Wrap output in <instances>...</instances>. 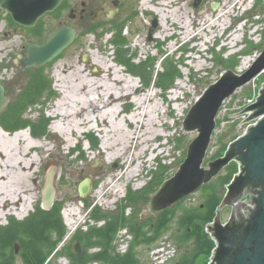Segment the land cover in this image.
I'll return each mask as SVG.
<instances>
[{"label": "rangeland", "instance_id": "1", "mask_svg": "<svg viewBox=\"0 0 264 264\" xmlns=\"http://www.w3.org/2000/svg\"><path fill=\"white\" fill-rule=\"evenodd\" d=\"M2 1L0 0V4ZM83 1L85 0H72V4L76 9H81V3ZM169 1L174 2L173 6H170L171 10H176L178 7L184 6V11L193 18L195 24L192 26V35L189 38L185 39L184 35H180L181 31L177 30V35L171 41L165 37L156 39V33L158 34L162 30L159 21L160 17L157 12L160 11L163 3ZM153 3L151 0L129 1L113 25H105L102 28L90 30L88 33L86 32L81 35L76 43L69 47L61 57L53 63L40 68V70H24L17 65L18 56L22 54L26 44L29 42H27L28 39L24 34L17 35L14 30L6 27V22H8L6 18L7 14H2L0 18L3 20L0 26V73L6 69L13 71L14 79L9 83H5L9 89V95L12 101L15 102L19 98L21 91L26 85V81L42 69L44 75L52 82V88L57 94V97L48 100L43 98L41 103L28 109L23 116L24 120L37 122L43 113V117L50 120V125L48 134L45 137L32 135L31 130H28L31 141L45 143L46 145L32 155L39 159L33 168L36 171L33 182L36 189L34 192L36 198L31 207L32 210L30 209L22 219L14 215L0 219L1 232H4V229L10 226L12 221L23 223L30 215L36 214L38 209L41 208L47 175L51 169L56 172V203L62 206V218L66 226V237L75 225H77L79 231H83L90 226H101V223L89 219L88 215L94 207L98 211V215H106L111 218L121 216L125 210L127 215L137 216L142 221L150 217L147 210L150 202V196L146 195L147 188L157 187L158 189L161 181H166L176 174L187 157L189 146L198 136L197 133H187L183 130V123L188 112L204 92L211 85L215 84L226 71L231 69V65L235 59L241 60L240 57L251 53L253 47L249 43H244L245 46L246 44L248 45L246 47V50H248L247 53L240 51L242 50L239 47L240 45L237 48L235 46L243 36L238 35L242 32L241 30L239 31V28L245 29L246 40L249 31L253 28L261 29L264 27L263 0H256L251 6L252 10L249 11L247 9L250 6L240 3V0H204L201 11L195 9V0H154ZM215 3L220 4L216 11L212 8ZM144 8L145 10H154L143 11ZM225 12H228L223 17L226 25L221 26L219 23H213L211 25L219 14L223 15ZM69 15V11L65 12L61 21L56 17H46L44 20L47 29L46 34L49 35L51 32H54L62 24L75 26L76 22L71 20L72 18ZM155 20H157L159 28L154 34V40L149 42V32ZM124 24L125 29L123 35L128 39L130 45L128 57H135L137 63L142 61L150 62L151 59H158L155 68L150 71L154 74V79L149 86L146 85L145 78L133 77V75L128 73L126 68L118 63L116 46L111 41L115 37V30L124 26ZM244 24H247L246 27H244ZM174 27L179 28V25L175 24ZM234 38H236V42L232 46L235 47L230 48L231 46L229 47L227 45L231 44ZM206 47H209L211 51L206 52ZM177 50L183 53H178L176 52ZM165 53L168 56L169 62L173 61L174 64L180 65L182 74V78L178 79L168 90L160 89L156 84L158 73L163 71L162 61L166 57L164 56ZM96 57L105 59L115 68L123 69L122 75L129 76L137 82L139 89L137 88L132 98H125L120 103L123 105L120 120L123 117H129L135 114L136 105L133 103V98L139 97V95L144 96L150 90L160 94V99L166 104L164 107L167 112L165 118L166 126L163 128L159 127L164 132V136L158 137L149 144L148 152L143 156L142 160H134L132 162L131 158L137 153L134 147L129 150L127 156L118 160H108L110 151L105 152L102 149L103 134L98 130L99 127L97 126V128L91 130L87 126L83 127L82 129L85 131L82 135L75 132V136H73L74 143L71 147L61 135L53 132L51 129L53 124L62 119V116H54L58 103L60 104L61 99L66 94L72 92V84H78L80 81V76L77 73L78 68L85 67V73L96 74L99 68L94 64ZM201 65H204V68L199 70L197 67ZM239 67L234 71L240 75L244 74L246 69L244 73H240ZM59 76L68 82L60 81L58 79ZM254 85L257 87L256 96L258 98V94L264 85V75L260 76L255 83L243 87L229 103V111L226 114L227 118H230V121L235 120L236 123H231L225 128L223 126L217 127L212 139L208 158L204 164L205 167H207L208 162L213 161L210 158L220 152L224 144H229L235 137H239L241 132L243 133V131L238 130V127L245 120L238 113L243 111L244 100L254 96ZM63 89L66 91V94L62 92ZM175 95L179 99L177 101L171 100V97ZM176 104L180 108H185L183 109L184 111H179ZM6 118V112L0 114V120L3 121ZM131 126L133 127L135 125ZM128 130L130 131V128ZM0 131L2 133L6 132L2 129ZM17 132L19 131L8 133V135L13 136ZM77 148H80L79 151L71 153ZM79 156H83V159ZM139 165H141L139 176L130 182L127 181L126 175L124 176V174L129 169L132 170ZM225 171L226 169L220 175H224ZM217 178L212 182L218 183ZM86 179L93 180L94 188L93 192L87 198L81 199L78 188ZM111 181H114L112 185H117L120 189L122 188L120 193H108L111 190L112 185H109ZM129 189L132 192L138 193L135 202L128 200L127 193ZM202 189L187 199L184 202V207L190 208L202 204ZM103 190L104 192H102ZM226 193L227 187L222 186L221 194L225 197ZM119 195L120 198H118ZM231 212L232 209L230 207L224 209V222L228 221ZM175 231L176 227L174 228ZM129 241L130 239L127 237V233L122 232L117 237L118 248L120 246H128ZM165 242L175 246L171 234H167L157 245L164 246L161 244ZM16 244L19 246L20 242L16 241ZM137 251L143 264H152L150 257L151 250L147 249V247H140ZM91 253L95 252L91 251ZM177 258L170 264H177ZM203 263V256L196 260V264ZM16 264H23L22 258L19 255H17ZM55 264H67V261L59 258L55 261Z\"/></svg>", "mask_w": 264, "mask_h": 264}, {"label": "water", "instance_id": "2", "mask_svg": "<svg viewBox=\"0 0 264 264\" xmlns=\"http://www.w3.org/2000/svg\"><path fill=\"white\" fill-rule=\"evenodd\" d=\"M63 1L4 0L0 5V16L8 12L21 27L18 30L21 33L22 28H34L41 18L55 12ZM203 3L204 0H195V9L201 11ZM219 6L220 4L215 3L212 8L216 11ZM158 28L155 20L149 32V42L154 40ZM81 32L82 30L69 26L59 27L44 44H28L19 57V64L23 69H39L52 63L73 45ZM263 71L264 51L244 74H237L231 69L226 71L196 101L184 120L183 130L197 133L198 136L189 146L187 157L179 170L151 195L147 206L151 216L174 208L211 183L232 163H237L239 172L227 186V193L217 209L214 222L206 226L207 233L215 242L208 264H264V85L256 103L238 113L240 116L248 115L242 123L256 124L251 125L244 136L232 142L224 156L208 162L207 167L204 166L223 103ZM9 103L10 97L6 95L0 82V114ZM55 178V170H49L43 191L45 211H50L56 200ZM78 191L80 198H87L93 191V180L83 181ZM227 207L232 212L228 221L224 222L223 211ZM71 251L74 255H80L81 243L74 241ZM16 252H19L18 245Z\"/></svg>", "mask_w": 264, "mask_h": 264}, {"label": "trees", "instance_id": "3", "mask_svg": "<svg viewBox=\"0 0 264 264\" xmlns=\"http://www.w3.org/2000/svg\"><path fill=\"white\" fill-rule=\"evenodd\" d=\"M6 18L8 21L6 27L16 31L18 25L12 17L7 15ZM124 29L125 24L115 30V37L111 41L116 46L118 63L134 77L145 78L146 85L149 86L154 79V74L150 71L155 68L158 59L137 63L135 57H128L130 45L128 39L123 35ZM46 30V24L44 20H41L35 30H29V38L42 41L48 36ZM239 63V60L235 59L231 69L235 70ZM162 65L163 71L158 73L156 84L160 89L168 90L178 79L182 78L181 69L179 64H174L173 61L169 62L168 56L164 58ZM56 97L57 94L53 91L52 82L44 75L42 69L26 81L19 98L12 102L5 111L7 118L3 121L0 120V128L10 133L30 128L32 135L47 136L50 120L43 117V113L37 122L24 120L23 116L28 109L41 103L43 98L47 100ZM219 126L220 122L218 121ZM237 138L238 136L229 144H224L221 151L210 159L222 157L229 145ZM238 172V164L232 163L226 168L225 174L217 178L218 183L211 182L204 186L201 192L202 204L186 208L184 202L189 199L187 198L174 208H170L157 216H150L145 221L137 216H127L126 210L121 216L111 218L106 215H98V211L93 209L91 219L98 223H104V225L90 226L86 232H78L74 239L80 241L83 248L78 256L70 252L69 248L56 252L57 247L66 236V226L61 215L62 206L56 203L51 211H44L39 208L37 213L25 222L12 221L10 226L4 229V232L0 231V264H16L17 255L22 258L23 264H55V261L61 257H67L71 264L96 262L100 264H143L137 249L147 247V249L152 250L167 234L174 232L175 227L176 231L173 233L172 240L176 245H181L182 248L189 251L188 254H182L179 263L196 264V260L203 256V264H208L215 248V242L207 233L206 226L214 222L217 209L224 199V195L221 194V187H227L231 184ZM163 182L161 181L160 184L162 185ZM156 189L157 187L147 188L146 195L151 197ZM136 195H138L137 192L128 190L129 201L135 202ZM124 229L129 231L132 240L129 242L127 252L121 254L118 252L117 237ZM16 241L20 242L19 254L16 252ZM95 249L97 251L91 253Z\"/></svg>", "mask_w": 264, "mask_h": 264}, {"label": "bare ground", "instance_id": "4", "mask_svg": "<svg viewBox=\"0 0 264 264\" xmlns=\"http://www.w3.org/2000/svg\"><path fill=\"white\" fill-rule=\"evenodd\" d=\"M151 2L153 3L154 0H151ZM173 4V1L163 3L160 11L157 12L160 17L159 21L162 30L158 34L156 33V39L163 37L173 38L177 35V30L181 31L180 35H184L185 39L192 35V26L195 24L193 18L184 11V6L171 10L170 6H173ZM150 10L154 9H143V11ZM6 14L10 15L8 12ZM227 14L228 12L223 15L219 14L211 25L213 23H219L221 26L226 25L223 17ZM44 17L38 23L44 20ZM2 22L0 20V26ZM175 24H178L179 28H175ZM20 28L18 25L16 31H14L17 35L24 34V29H30L22 28V32L19 33L18 30ZM240 30L242 31L243 28H239ZM235 42L236 38L227 46L234 48L236 45H232ZM94 64L99 67L96 74L85 73V67L78 68L77 73L80 76L78 84H72V92L69 94L65 93V88L63 89L62 92L66 95L61 99L60 104L58 103L54 113V116H62V119L60 118L59 122L53 124L51 129L61 135L71 147L74 143L73 136H75V132L82 135L85 131L82 128L85 126L89 127L90 130L99 127L98 130L103 134L102 149L105 152L110 151L108 160H118L127 156V153L133 147L137 150V153L131 158L132 162L134 160H142L143 156L148 152L149 144L158 137L164 136V132L159 127L163 128L166 126L165 118L167 112L164 109L166 104L160 99V94L150 90L144 96L139 95V97L133 98V103L136 105V113L120 120L123 108L120 103L125 98H132L138 88L137 82L129 76L122 75L123 69L115 68L105 59L96 57ZM203 66L201 65L197 68L201 70L204 68ZM239 68L240 73L248 69L244 63ZM58 79L62 82H68L60 76ZM178 99L177 95L171 97V100L174 101ZM183 109L185 108L178 106L179 111ZM131 125L135 126L132 127ZM128 128H130V131ZM45 146V143L31 141L28 130L19 131L13 136H9L8 132L2 133L0 131V219L7 218L9 215L22 219L30 211L36 198L34 194L36 189L33 184L36 171L33 168L39 161L32 155ZM140 168L141 165L132 170L129 169L124 174L127 181L130 182L135 177H138L141 172ZM113 183L114 181H111L109 185ZM121 189L117 185H112L108 193L118 194L122 191ZM118 198H120V195Z\"/></svg>", "mask_w": 264, "mask_h": 264}, {"label": "built area", "instance_id": "5", "mask_svg": "<svg viewBox=\"0 0 264 264\" xmlns=\"http://www.w3.org/2000/svg\"><path fill=\"white\" fill-rule=\"evenodd\" d=\"M255 1L256 0H240V3L250 6V8L247 9V11H249V10H252L251 6L255 3ZM263 3H264V0H263ZM243 23H245V22H243ZM244 25H245L244 27H246L247 24H244ZM244 30L245 29H243L242 32H240L238 34V35H241V36L243 35V36L240 38V41L236 44V48H237V46L240 45L239 47L242 48V50H240V51H242V52L244 51L246 53L248 51V50H246V47H248V45H247L248 43H249L250 46L253 47V49H252L250 54L247 53V55H245L244 57H240L241 60H239V62H240L239 65L241 66V64L244 63L248 67L247 70H249L253 66V64L260 58V56L262 55V53L264 51V44H263L264 43V37H263L264 27L261 28V29L253 28L251 31H249V34L247 35V39L246 40H245L246 35H245ZM244 43H247L246 46H245ZM260 46H261V48H260ZM262 75H264V71H263V73L260 76H262ZM260 76L255 78L251 83L252 84L255 83V81ZM1 79L2 80L10 79V75L8 74L7 71L3 72V74L1 75ZM251 83H249V84H251ZM240 90H238V91H240ZM256 90H257V87L254 85V96L249 98V99H245L244 100V104H243L242 110H245L249 106H251V105L256 103V101H257V96H256L257 92H256ZM238 91L236 92V94L238 93ZM233 97L228 99V100H226L223 103V106L221 108V111H220V114H219V117H218V119L220 121V126H223L224 128L226 126H228L229 124H231V123H233V124L236 123L235 120H231L230 121V118H227V115H226L227 112L229 111L228 105L232 101ZM247 116L248 115L241 116V117L244 120H246ZM255 124H256V122H253V123H250V124L243 123L241 126H239L238 130L239 131H243V133L242 132L240 133L239 138L246 134L248 128L251 125H255ZM73 231H74V229L68 234V236L65 238L64 242L62 243V245H64L67 242V240L70 238V236H71ZM161 245H164V246H158L157 248L153 249V251L150 254L151 263L152 264H169V262L175 256V253H176L175 246H173L171 243H168V242L162 243ZM118 252L122 253V254L126 253L127 252V246H120L118 248ZM93 264H100V263H93Z\"/></svg>", "mask_w": 264, "mask_h": 264}, {"label": "flooded vegetation", "instance_id": "6", "mask_svg": "<svg viewBox=\"0 0 264 264\" xmlns=\"http://www.w3.org/2000/svg\"><path fill=\"white\" fill-rule=\"evenodd\" d=\"M129 1L131 0H85L81 3V9H76L72 4V0H64L62 5L59 7V9L54 13L46 15L44 17V20L46 17L51 16V17H56L59 21H61V18L64 15V13L69 11L70 14L69 16L72 18L71 20L76 22V25L75 26L68 24H62V25L72 27L76 30H82V33H80V35H78L76 39L77 41L81 37V35L85 34L88 30L99 29L104 27L105 25H113V23L116 21L117 17L120 15L122 10L127 6V3ZM29 30H33V29H24V36H26L28 39L27 42L35 43L38 45L44 44L48 36L52 33L51 32L46 39L40 41V40L30 39ZM18 62H19V56H18ZM170 234L171 237L173 238L174 236L173 232ZM174 245L177 246L174 259H176V257L180 258L184 253L185 254L189 253V251L185 248H182L181 245H176L175 243ZM69 250L71 252L70 247ZM178 258H177L178 260L177 264H180Z\"/></svg>", "mask_w": 264, "mask_h": 264}, {"label": "crops", "instance_id": "7", "mask_svg": "<svg viewBox=\"0 0 264 264\" xmlns=\"http://www.w3.org/2000/svg\"><path fill=\"white\" fill-rule=\"evenodd\" d=\"M82 250H83V248H82ZM78 256V255H77Z\"/></svg>", "mask_w": 264, "mask_h": 264}]
</instances>
